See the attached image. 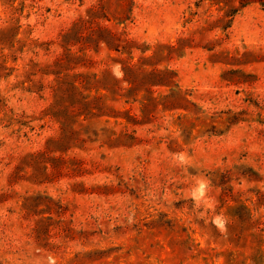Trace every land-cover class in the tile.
<instances>
[{"label": "rangeland", "instance_id": "374dc122", "mask_svg": "<svg viewBox=\"0 0 264 264\" xmlns=\"http://www.w3.org/2000/svg\"><path fill=\"white\" fill-rule=\"evenodd\" d=\"M0 264H264V0H0Z\"/></svg>", "mask_w": 264, "mask_h": 264}, {"label": "clouds", "instance_id": "9594fccd", "mask_svg": "<svg viewBox=\"0 0 264 264\" xmlns=\"http://www.w3.org/2000/svg\"><path fill=\"white\" fill-rule=\"evenodd\" d=\"M182 159V157H181ZM206 184L204 182H201L198 186V188L196 189V197L197 199H200L201 197H203L204 193H205V190H206ZM212 223L218 228L220 229L221 231H226V228H225V224H226V221L223 217L221 216H216Z\"/></svg>", "mask_w": 264, "mask_h": 264}, {"label": "trees", "instance_id": "16d2710c", "mask_svg": "<svg viewBox=\"0 0 264 264\" xmlns=\"http://www.w3.org/2000/svg\"><path fill=\"white\" fill-rule=\"evenodd\" d=\"M85 105H86V104H84L83 107H85ZM83 107H82V108H83ZM86 119H87V118H86Z\"/></svg>", "mask_w": 264, "mask_h": 264}]
</instances>
